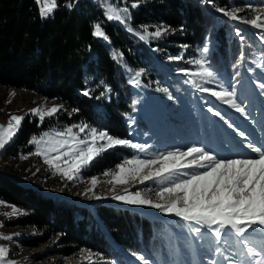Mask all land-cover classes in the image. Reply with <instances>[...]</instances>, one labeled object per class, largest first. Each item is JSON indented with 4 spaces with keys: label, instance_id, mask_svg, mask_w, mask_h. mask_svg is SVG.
Segmentation results:
<instances>
[{
    "label": "trees",
    "instance_id": "16d2710c",
    "mask_svg": "<svg viewBox=\"0 0 264 264\" xmlns=\"http://www.w3.org/2000/svg\"><path fill=\"white\" fill-rule=\"evenodd\" d=\"M235 1L239 5H246L247 2ZM136 2L140 6L134 13L133 26L146 21L163 22L172 32L166 39L167 44L176 46L175 49L187 45L185 48L190 56L194 54V47L203 42L207 31H213L215 19L206 12L203 0ZM68 3L73 4L71 9L66 7ZM57 4L58 7L48 18L41 19L36 0H0V87L31 91L45 102L63 103L66 106L57 116L46 118L43 123H39L38 119L30 114L24 116L12 146L7 149L8 156H14L18 152H31L32 147L28 140L33 135L38 137L43 132L80 121L106 129L115 137L128 139L124 119L132 110L130 89L121 67L112 60L109 47L101 41H96L91 35L92 26L97 20L102 21L110 46L121 52L125 65L130 69L135 65L125 48L122 36L129 38L132 43L139 42L106 22L101 12L86 0H57ZM235 27L244 32L243 36H247L242 27ZM212 37L219 45H214L210 62L218 71L224 68L228 73V63L239 60V41L233 37L235 45L228 57L225 53L223 31H213ZM247 37L253 47L262 49L253 38L249 35ZM136 46L138 50L143 49L140 44ZM89 77H94L95 87L102 81L117 94L116 99L112 97L108 103L103 104L104 117L96 111L94 96L88 98L80 95L86 88ZM239 78L238 81L246 82L243 77ZM185 84L186 87H181L180 90L171 89L175 100L180 103L181 116L186 123L190 122L194 126L193 131L198 138L209 141L206 125L200 127L198 120L202 116L208 117L199 110L201 105H196V96L201 95L202 91L193 94L190 82L186 80ZM174 85L171 84V88H174ZM73 108L79 111L70 117L69 113ZM139 127L146 129L144 124ZM118 153L130 157V153L119 149L103 153L90 165L84 176L90 178L102 173L109 165L119 163ZM0 201L15 205L25 213L9 226L31 228L39 233L37 237L22 240L23 246L36 248L55 238L57 246L60 247L58 254L63 257L86 249L102 254L105 259L110 255L118 257V252L124 250L142 252L148 258L149 251L157 250L164 240L158 232L165 224L153 216L102 204L93 205L89 209L74 201L51 198L1 174ZM79 215L81 220L77 219ZM87 224H91L89 230L86 229ZM159 251L160 249L157 250ZM118 260L124 264L120 257Z\"/></svg>",
    "mask_w": 264,
    "mask_h": 264
},
{
    "label": "rangeland",
    "instance_id": "374dc122",
    "mask_svg": "<svg viewBox=\"0 0 264 264\" xmlns=\"http://www.w3.org/2000/svg\"><path fill=\"white\" fill-rule=\"evenodd\" d=\"M75 1L78 2L82 0ZM86 1L90 2L101 12L105 21L106 19L103 13L108 4L124 7L130 6L131 3H133H119L116 0ZM246 1V5H239L235 0H223V2H221V0H203V6L205 7L206 12L215 19L212 30L217 31L220 29L223 31L225 53L228 57H230L232 47L235 45L234 39L239 41V60L235 63L231 61L228 63V73L224 68H221V72L219 73L218 69L210 62L214 45H219V42L212 37L213 31H207L203 42L194 47V54L190 56L185 47L175 49L176 46L167 44L166 39L172 34L170 30L160 38L148 35L146 40L139 39L136 33L139 32L143 34L142 26H148L149 32H152L155 31L156 26L160 24L165 25L160 21H146L133 26L132 22L134 19V13L138 11L139 7L136 9H130L131 18L126 24L106 21L114 27H118L124 34L129 35L132 39L139 42L132 43L129 38L122 36V41L126 44L125 48L128 50L127 52L131 55V58H133V65H135L133 69H130L125 65L123 56H118L115 60L113 59L114 52L120 54L121 52L110 46L109 50L112 60L118 63L124 73V77L129 86L132 97L131 113L124 119L128 129V140L134 143H146L150 146L145 152H139L138 150L127 147H117L106 152H114L119 149L130 153V157L118 153V157L120 159L118 162H121L125 158H147L155 152L174 150L176 147L183 149L186 146L194 144L203 145L224 156L255 155L243 147L245 142H251L255 145L264 146V112L260 107H258V109L263 112L262 115L259 114L255 104V99H257L258 96L257 93L260 91L262 92H260V94L264 102V88L260 87L261 84H264V51L262 50L264 49V41L261 39V37H264V31L246 23L232 21L216 11V7L225 8L227 10L232 8H242L244 10L238 15L245 19H252L256 15L264 16V13L252 11V9L264 8V0ZM249 6H251V8H249ZM95 23H100L102 25V21L100 20H97ZM235 26L242 27L245 33H247V36L249 35L253 38L262 49L258 50L256 47H253L249 38L247 36H243L244 32ZM129 27L133 31H128ZM241 37H243V39H241ZM94 39L96 41L103 42L105 45L109 44V41H105L100 38ZM136 44L142 45L144 50L141 48L138 50ZM205 45H207V52L204 53L203 58L206 60L207 66H209L215 73V77L208 78L207 82L190 74L192 72L199 71V69L198 66L189 63L194 59L200 58V50L203 49ZM177 56L182 57V59H170V57ZM248 65L250 69H248ZM237 69L238 71L236 72ZM181 70H187L188 74ZM137 71L141 72L140 77H138L140 84L137 88L141 92L142 97L148 102V106L153 111L154 119H157L156 121L162 126L165 125V130L167 129L166 131H169V134L176 138L175 144L169 145L164 142L163 137L158 132L149 130V123L144 117H137L134 115L135 95L129 80ZM249 73L251 74V77L249 76ZM238 74L247 80V82H244L243 80L238 81ZM93 78L94 77H89L87 79L86 88L91 89L92 96H94L93 104L96 111L100 116L104 117L105 111L103 104L108 103L112 97L116 99L117 94L113 93L112 89L105 85L102 81H99L95 87ZM186 80L190 82L193 94L195 92L200 93L202 88L220 91L221 86L228 88V90H232L234 86L236 91L235 100L245 109V115H242L241 113L235 111V109L224 104L222 101L212 96L210 92L202 91L201 95L196 96V105L202 106V108L201 106L199 107V110L203 111L204 114H207L206 112H208V108L210 107L214 110H219L238 131L244 133V137L242 138L239 136L238 138H235L234 141L231 140V137L226 135H222V137H220L217 134L219 133L220 128L218 121L224 122V120H221L217 116H213L212 113L209 112L207 114L209 115L208 117L202 116L198 119L200 127L206 125V132L209 137V141L205 142L198 139L197 134L193 131L194 126L190 124V122L186 123L181 116L180 103L175 100V96L171 90H180L181 87H186ZM171 84H175L173 86L174 88H171ZM197 85H200V87H197ZM105 87L110 89V91L105 93L103 98L97 100L96 96L100 95L101 91H103ZM158 88H167L168 92L157 91ZM12 91L15 92V96L10 97L9 93ZM170 96L171 98H169ZM52 103L56 102H45L39 95L31 91L0 87V125L7 124L9 114L26 116L28 115L30 109L38 107L41 104L51 106ZM203 106H206V108ZM262 106H264V103ZM133 117L135 118L131 119ZM209 117H212L213 121ZM214 119H217V121H214ZM131 123L135 124L136 134L144 136L145 139H143L142 136H135L136 138L133 139V136L130 134V126H132ZM141 124H144L146 129L140 128L139 125ZM252 128L255 129L254 133L251 131ZM60 129L62 128H55L47 132ZM234 133L237 134L236 131H234ZM201 134L204 135L202 132ZM12 142L13 140L3 149H0L1 175L7 176L10 180L15 181L22 186L36 189L47 196H51L52 198H63L68 201H74L78 205L85 206L89 209H91L93 205L102 204L115 208L127 209L162 220V223H165V226L158 232V235H161V237L164 238L157 249H160V251H149L150 256L148 258L145 257L142 252H137L147 258L151 264H208L206 249L202 248L199 242H193V239L184 227L183 222L178 220V218L174 215H166L149 206L128 205L121 201L111 199L114 194H124L125 189L132 192L137 190L143 191L146 188L156 189L160 186L159 181H150L144 185H141L138 182L130 181L127 185H116L115 190L112 191L111 189L113 186L104 183V181L111 179V177H104L102 175V173L107 169H115L116 164L109 165L102 171V173L94 175L101 181V183H99L95 188L94 195H99L104 198L100 200H96L94 198L90 199L89 196L93 195V193H89L87 195L84 194L86 188L89 186V178L85 177L84 173L90 166L84 170L83 180L77 179L70 183L67 180H62L58 175H53V173L48 169V166L36 156H30L26 160H22L20 157L22 155H27L28 153L18 152L14 156H8L7 149L12 146ZM30 146L32 147L31 151H33L34 146ZM37 169H39V171H37ZM145 198L151 199L153 202H162L152 191L146 192ZM8 212H11L10 207L0 205V225H2V227H0V234L12 235L13 239L10 241L0 240V245L9 249L8 258L17 261L18 264H121L118 257L124 260V264H142L140 260H137L136 257L132 255L133 252L126 250L121 251L120 253L118 252V257L110 255L108 259H105L102 254H97L86 249H84L86 250L85 252H81V250H79L72 256L63 257L58 254L60 247L57 246L55 238H51L48 242L39 247L27 248L22 245V240L37 237L39 233L31 228L22 229L19 227L9 226L11 222L19 219L22 215L6 216L5 213ZM77 219L81 220L82 217L79 215ZM90 228L91 224H87L86 229L89 230ZM94 228L96 229V226H94ZM101 231L103 232V230ZM103 233L106 234L105 232ZM257 238L259 239V237Z\"/></svg>",
    "mask_w": 264,
    "mask_h": 264
},
{
    "label": "snow or ice",
    "instance_id": "6c2138e0",
    "mask_svg": "<svg viewBox=\"0 0 264 264\" xmlns=\"http://www.w3.org/2000/svg\"><path fill=\"white\" fill-rule=\"evenodd\" d=\"M36 4L41 19L48 18L58 7L57 0H36ZM139 6L136 0L130 6L124 7L108 4L103 14L108 22L126 24L131 18L130 9H136ZM66 7L71 9L73 4L68 3ZM243 10L242 8L227 10L216 7V11L228 19L246 23L264 31V16L256 15L252 19H245L238 15ZM252 11L264 13V8L252 9ZM142 29L143 34L136 33L141 40H146L148 35L160 38L170 30L163 24L156 26L155 31L152 32H149L148 26H142ZM128 31L133 30L129 27ZM91 35L94 38L109 40L100 23L93 24ZM261 39L264 41V37ZM206 52L207 45L200 50V58L189 62L198 66L199 69L190 74L205 82L208 78L215 77L214 71L207 66L203 58ZM118 56L122 57V54L113 53L114 60ZM170 59L180 60L182 57H170ZM181 71L188 74L187 70ZM140 75L141 72L137 71L130 78L129 83L138 86ZM260 87L264 88V84ZM108 91L110 89L105 87L96 99L103 98ZM157 91L168 92V89L158 88ZM202 91L210 92L224 104L245 115V109L235 100L234 86L232 90L221 86L220 91L209 88H202ZM80 95L92 98V91L84 88ZM9 96H15V92H10ZM65 107L63 103H52L51 106L41 104L30 109L28 114L37 118L39 123H43L46 118L57 116ZM78 111L79 109L73 108L69 116ZM208 112L224 120L238 136L244 137V133L238 131L219 110L210 107ZM24 119L22 115L9 114L7 124L0 125V149L13 140ZM28 144L33 145L34 150L27 155H22L20 157L22 160L36 156L48 166L53 175H58L62 180L70 183L77 179L83 180L84 170L106 151L117 147H127L145 152L150 147L146 143H134L128 139L115 137L106 129L95 127L86 121L71 123L60 130L43 132L39 137L33 135L28 140ZM243 147L255 155L224 156L203 145L194 144L183 149L176 147L174 150L155 152L147 158H125L115 165V169H107L102 175L111 177L104 183L112 185V191L115 190L116 185H127L130 181L141 185L150 181H159L160 186L156 189L146 188L143 191L134 192L125 189L124 194H114L111 199L128 205L149 206L166 215H174L183 222L193 242H199L201 247L206 249L208 264H225V262L227 264H264V146L245 142ZM99 183L101 181L98 177H90L89 186L84 194L93 193L89 196L90 199L104 198L94 195V190ZM149 191H152L162 202H153L145 198V193ZM0 205L11 208V212L5 213L6 216L25 214L15 205H6L4 201H0ZM12 239V235L0 234V240ZM85 251L81 249V252ZM132 255L142 264H151L141 254L133 252ZM8 257L9 249L0 245V264H18L17 261Z\"/></svg>",
    "mask_w": 264,
    "mask_h": 264
},
{
    "label": "bare ground",
    "instance_id": "6f19581e",
    "mask_svg": "<svg viewBox=\"0 0 264 264\" xmlns=\"http://www.w3.org/2000/svg\"><path fill=\"white\" fill-rule=\"evenodd\" d=\"M132 86L133 92H134V100H135V108H134V115L137 117H144L146 119V121L149 123V130L150 131H156L158 132L164 139V142H166L169 145H173L176 143V138H174L171 134H169V132H167L165 130V125H161L159 124L156 120L154 119V114L153 111L150 112V107L148 106V102L145 100V98L143 99L141 92L139 91V89L137 88V86ZM135 117L131 118L134 119ZM132 126H130V131H131V135L133 136V139H135V136H142L140 134H136V128H135V124H132ZM165 127V128H164ZM143 139H145L144 136H142Z\"/></svg>",
    "mask_w": 264,
    "mask_h": 264
},
{
    "label": "water",
    "instance_id": "95a60500",
    "mask_svg": "<svg viewBox=\"0 0 264 264\" xmlns=\"http://www.w3.org/2000/svg\"><path fill=\"white\" fill-rule=\"evenodd\" d=\"M108 41V40H107ZM109 43V42H108ZM108 46L110 45V43L109 44H107ZM144 99V98H143ZM150 112H152V110L150 109Z\"/></svg>",
    "mask_w": 264,
    "mask_h": 264
}]
</instances>
